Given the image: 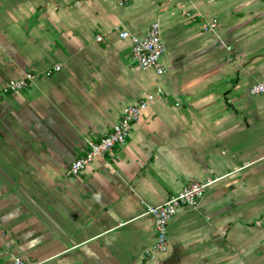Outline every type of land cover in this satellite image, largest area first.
Returning <instances> with one entry per match:
<instances>
[{"label": "crops", "instance_id": "obj_1", "mask_svg": "<svg viewBox=\"0 0 264 264\" xmlns=\"http://www.w3.org/2000/svg\"><path fill=\"white\" fill-rule=\"evenodd\" d=\"M155 22L161 76L120 37ZM28 72L0 99V264H264V0H0V85ZM158 87L126 145L70 176ZM208 179L148 259V206Z\"/></svg>", "mask_w": 264, "mask_h": 264}, {"label": "built area", "instance_id": "obj_2", "mask_svg": "<svg viewBox=\"0 0 264 264\" xmlns=\"http://www.w3.org/2000/svg\"><path fill=\"white\" fill-rule=\"evenodd\" d=\"M217 20L203 25L205 31L214 30ZM120 37L131 41L132 60L141 69H153L158 75H165L167 68L163 64L165 54V44L162 38V29L159 22L151 25L144 39H140L128 31H122ZM102 37H98L102 41ZM61 70V65H56L53 69L47 70L44 74L51 76ZM39 77L36 73H26L19 80H11L0 85V99L13 93H18L28 89L35 79ZM250 92L252 95H264V81L255 83ZM164 91L158 87L152 91L145 99L135 105L126 107L121 115L120 121L114 126L113 131L99 141H88L86 154L76 159L70 169V176H78L88 167L95 158L105 157L112 154L116 148L123 147L128 142L134 128V124L139 120L143 111L152 104L163 100ZM216 183V179H208L204 182L192 181L184 189L172 195L164 204L159 206H148L147 214L154 218L156 232V243L147 252V258L151 259L158 253H165L169 247V227L173 218L181 207L196 208L204 198L207 191ZM15 264H32L21 258L15 259Z\"/></svg>", "mask_w": 264, "mask_h": 264}]
</instances>
